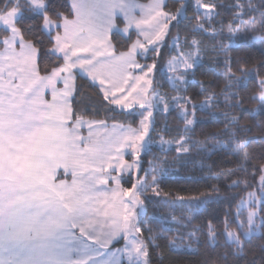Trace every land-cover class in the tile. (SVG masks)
Masks as SVG:
<instances>
[{"label":"snow or ice","instance_id":"1","mask_svg":"<svg viewBox=\"0 0 264 264\" xmlns=\"http://www.w3.org/2000/svg\"><path fill=\"white\" fill-rule=\"evenodd\" d=\"M154 256L264 264V0H0V264Z\"/></svg>","mask_w":264,"mask_h":264},{"label":"trees","instance_id":"2","mask_svg":"<svg viewBox=\"0 0 264 264\" xmlns=\"http://www.w3.org/2000/svg\"><path fill=\"white\" fill-rule=\"evenodd\" d=\"M145 1V0H144ZM230 2V0H224L225 5H227ZM191 14V12H189ZM181 35H183V32H181ZM209 43L211 41H208ZM259 45H257V48ZM253 52V55L256 56V58L259 57V53L257 52L256 48L251 49ZM165 59H167V53H165ZM211 64L208 65V71L205 76H198L197 80H206L208 77L212 75L211 71ZM222 84V81H218L216 87L217 90H219V85ZM199 89V85H195L194 88L190 87L189 92L192 93L193 91H197ZM163 92H168L170 95H175L174 92L171 91V89L168 87V85L165 83L164 87L161 89ZM195 99H200V97L195 96ZM247 115V113L245 114ZM97 118H104L103 112H101L100 116ZM260 117H255L251 123H252V130H251V136L254 137V146L258 147L261 143L260 141V134H261V128L259 127ZM157 128L160 127L162 123L165 121L169 125L170 128L177 127L181 121L179 120L177 114L173 112L171 115L165 117L163 115L159 116L157 118ZM206 128V130L212 129L215 127V125H205L203 126ZM153 155H161L159 153L158 149L154 147L153 153L150 155H146L144 157L145 167L148 166L147 162L153 158ZM169 160H171V155H169ZM199 158H196L195 160H188L183 164H173L171 167L174 169L172 173H170V179H167L165 184L162 185L165 191H171L173 196L179 194L183 196H191L199 193L200 191H203V183L204 181L200 180L199 177L203 175V173L200 171V168L198 166ZM223 167H231V165H223ZM226 207V205H211L209 207V210L211 208H217L220 210L219 214L223 216V208ZM152 207L149 206V211L151 212ZM158 243L160 241H157ZM123 242H119L118 244H122ZM151 264H158L157 259L155 256L152 259Z\"/></svg>","mask_w":264,"mask_h":264},{"label":"rangeland","instance_id":"3","mask_svg":"<svg viewBox=\"0 0 264 264\" xmlns=\"http://www.w3.org/2000/svg\"><path fill=\"white\" fill-rule=\"evenodd\" d=\"M139 2H140V3H147L148 0H145V1H144V0H139ZM84 132L87 133V128H85V131H84ZM122 244H123V243H122ZM122 244H117L116 246H117V247H120V246H122Z\"/></svg>","mask_w":264,"mask_h":264},{"label":"crops","instance_id":"4","mask_svg":"<svg viewBox=\"0 0 264 264\" xmlns=\"http://www.w3.org/2000/svg\"><path fill=\"white\" fill-rule=\"evenodd\" d=\"M98 119H101V118H98ZM84 134H85V135H87V133H86V132H84ZM61 178L63 179L64 177H63V176H61ZM69 179H70V177H69Z\"/></svg>","mask_w":264,"mask_h":264}]
</instances>
